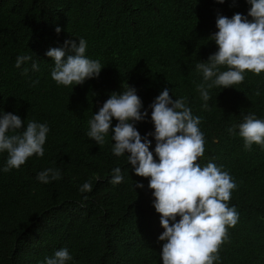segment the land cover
Segmentation results:
<instances>
[{"label": "trees", "instance_id": "16d2710c", "mask_svg": "<svg viewBox=\"0 0 264 264\" xmlns=\"http://www.w3.org/2000/svg\"><path fill=\"white\" fill-rule=\"evenodd\" d=\"M249 9L246 0H0V113L49 128L43 157L34 154L19 169L4 172L8 153L0 152V264H45L62 248L72 257L66 264H162L164 229L149 180L135 174L127 154H113L111 130L103 145L87 135L89 120L127 84L148 112L133 122L142 137L154 133L149 105L168 88L201 119L200 166L216 164L237 185L228 205L239 219L215 264H264V147L246 149L238 134L245 116L264 120V72L208 89L207 109L197 90L206 82L196 65L218 50L211 40L217 16H247ZM80 38L101 72L82 85H57L46 52ZM21 55L32 59L17 68ZM147 138L158 162L155 139ZM117 167L123 179L113 185ZM50 168L60 179L41 183L38 173ZM85 182L92 190L82 193Z\"/></svg>", "mask_w": 264, "mask_h": 264}, {"label": "clouds", "instance_id": "9594fccd", "mask_svg": "<svg viewBox=\"0 0 264 264\" xmlns=\"http://www.w3.org/2000/svg\"><path fill=\"white\" fill-rule=\"evenodd\" d=\"M246 2L250 5L247 16L240 13L231 18L217 16L218 31L211 40L218 50L206 63L196 65L206 82L197 86L205 109L210 99L208 89L240 84L246 71L257 76L264 72V0ZM55 30L61 31L59 27ZM86 47V41L80 38L78 44L66 40L64 47L50 48L46 52L54 62L51 77L57 85H82L86 79L99 76L102 66L99 61L85 56ZM31 59V56H18L15 66L20 68ZM222 66L227 70L220 71ZM32 70L38 71V64L33 63ZM27 72L25 68L24 74ZM149 107L154 133L142 137L133 122L145 120L148 112H141L142 101L136 90L127 84L126 91L112 93L89 120L87 135L96 144L103 145L111 130L113 154H127L128 164L135 174L149 180L153 206L164 229L158 237L164 242L160 253L162 264H215L220 246L228 238V228L234 227L239 219L236 209L228 205L237 185L230 174L216 164L209 162L201 167L198 163L205 152L204 134L199 128L201 119L193 117L183 98L173 99L170 90L165 88ZM113 118L117 121L114 128ZM238 128L246 149H251L253 144L264 147V120L247 115ZM21 129L18 134L8 135ZM48 132L46 124L29 121L25 127L18 115L0 113V152L8 153L3 171L19 169L34 154L43 157ZM147 136L155 139L158 162L150 151L152 141ZM113 173L110 183H121V169L117 167ZM37 179L47 184L60 179V173L46 169L38 173ZM135 186L144 187L140 183ZM79 190L90 192L92 185L85 182ZM71 259L67 248H62L54 256L46 257L45 264H66Z\"/></svg>", "mask_w": 264, "mask_h": 264}]
</instances>
